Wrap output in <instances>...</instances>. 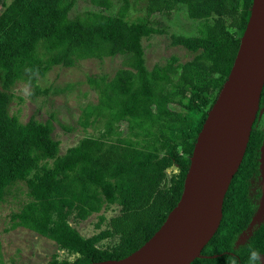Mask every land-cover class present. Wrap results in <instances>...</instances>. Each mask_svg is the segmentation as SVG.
I'll use <instances>...</instances> for the list:
<instances>
[{
  "label": "trees",
  "instance_id": "trees-1",
  "mask_svg": "<svg viewBox=\"0 0 264 264\" xmlns=\"http://www.w3.org/2000/svg\"><path fill=\"white\" fill-rule=\"evenodd\" d=\"M0 0V203L17 183L30 199L12 216V228L30 230L89 264L127 257L148 241L178 203L197 136L226 81L253 0ZM143 4V14L135 5ZM184 11L198 35L169 34L171 46L194 57L145 66L143 40L168 34L156 17ZM122 56L110 76H88L97 103L86 105L78 123L90 134L63 154L53 137L54 116L26 123L10 114L14 85L31 96L53 67ZM54 93H63L55 89ZM264 86L243 160L225 194L218 230L190 264H251L264 259V224L237 245L255 214L251 179L260 173L264 132L257 129ZM177 172L169 174L168 170ZM110 206L118 214L105 229L85 238L71 222L86 221ZM101 214L96 229L105 223ZM111 244L101 246L103 241ZM1 253V251H0ZM0 264H3L0 254Z\"/></svg>",
  "mask_w": 264,
  "mask_h": 264
},
{
  "label": "water",
  "instance_id": "water-1",
  "mask_svg": "<svg viewBox=\"0 0 264 264\" xmlns=\"http://www.w3.org/2000/svg\"><path fill=\"white\" fill-rule=\"evenodd\" d=\"M264 86V0H253L229 75L194 144L183 190L158 231L119 260L89 264H190L219 228L222 206L259 110Z\"/></svg>",
  "mask_w": 264,
  "mask_h": 264
},
{
  "label": "rangeland",
  "instance_id": "rangeland-1",
  "mask_svg": "<svg viewBox=\"0 0 264 264\" xmlns=\"http://www.w3.org/2000/svg\"><path fill=\"white\" fill-rule=\"evenodd\" d=\"M10 1V0H7ZM87 0L80 1L76 12H82L87 6ZM143 14V4L135 5ZM1 9V6H0ZM156 21L161 22L162 28L168 30V34L155 35L143 40L145 47V66L150 70L154 65L166 64L171 58L176 59V64H184L190 61L194 55L180 46H171L169 34L192 37L198 35L196 22L190 21L186 12L177 11L170 18L158 16ZM124 67V58L116 56L104 60L89 59L78 63L71 68L53 67L43 78H39L37 84L40 88H50L46 96H31V88L23 82H19L12 88L14 96L10 107V114L18 117L20 122L26 123L30 118L38 121H46L54 116L55 140L60 143V152L63 154L68 148L76 145L83 137L92 131V128L84 130L78 123L82 109L88 104L97 103V94L86 83L88 76H110ZM55 89L63 93H54ZM257 129L264 132V109L260 114ZM260 173L251 179L249 191L250 201L255 206V214L248 227L237 239L236 246L247 242L252 232L264 224V144L260 156ZM170 172L176 173L174 167ZM26 187L23 183H17L3 203H0V251L3 264H49L56 260L72 263L76 255H70L59 250L54 242L25 228H12V216L18 213L22 206L29 200ZM105 217L106 222L100 229L95 228L100 215ZM118 214V208L110 206L99 214L91 215L86 221L71 222L79 234L85 238L98 234L105 229L107 221ZM113 242V241H112ZM110 240L103 241L101 246L112 243ZM263 259V258H262Z\"/></svg>",
  "mask_w": 264,
  "mask_h": 264
},
{
  "label": "clouds",
  "instance_id": "clouds-1",
  "mask_svg": "<svg viewBox=\"0 0 264 264\" xmlns=\"http://www.w3.org/2000/svg\"><path fill=\"white\" fill-rule=\"evenodd\" d=\"M250 262L251 264H264V259H262L257 251L253 250L250 255Z\"/></svg>",
  "mask_w": 264,
  "mask_h": 264
}]
</instances>
